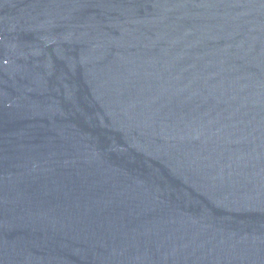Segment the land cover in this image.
Instances as JSON below:
<instances>
[{
  "label": "water",
  "instance_id": "95a60500",
  "mask_svg": "<svg viewBox=\"0 0 264 264\" xmlns=\"http://www.w3.org/2000/svg\"><path fill=\"white\" fill-rule=\"evenodd\" d=\"M0 264H264V0H0Z\"/></svg>",
  "mask_w": 264,
  "mask_h": 264
}]
</instances>
